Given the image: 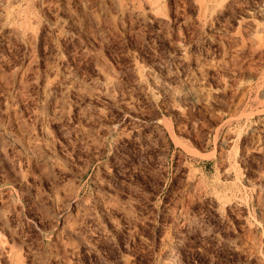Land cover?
I'll return each mask as SVG.
<instances>
[{
	"label": "rangeland",
	"instance_id": "rangeland-1",
	"mask_svg": "<svg viewBox=\"0 0 264 264\" xmlns=\"http://www.w3.org/2000/svg\"><path fill=\"white\" fill-rule=\"evenodd\" d=\"M0 264H264V0H0Z\"/></svg>",
	"mask_w": 264,
	"mask_h": 264
}]
</instances>
